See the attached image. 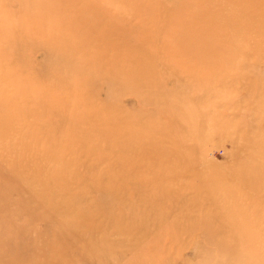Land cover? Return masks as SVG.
<instances>
[{"label":"rangeland","instance_id":"rangeland-1","mask_svg":"<svg viewBox=\"0 0 264 264\" xmlns=\"http://www.w3.org/2000/svg\"><path fill=\"white\" fill-rule=\"evenodd\" d=\"M24 1L0 0V262L22 254L19 259L25 264H39L37 259H45L43 250L54 264H202L218 249V239L225 237L220 234L229 231L231 215L246 213L255 219L258 212L264 214V47L260 39L264 29L254 27L249 45L236 47L229 33L224 35L222 20L216 18L223 0H58L61 9L49 18L40 10L24 17ZM259 6L260 12L264 10V0ZM255 18L260 16L256 13ZM16 22L29 31L31 40L23 37L22 29L12 28ZM214 24L221 32L214 41H199L200 36L193 35L213 32ZM70 27L75 39L89 44L90 54L95 53L85 57V65L92 69L104 63L103 75L93 83L88 72L58 71L62 62L49 56L44 44L47 29L53 31L49 38L54 40L55 33ZM22 44L23 60L17 55ZM100 51L107 54L104 59ZM115 70H120V84L110 80ZM71 91L78 99L73 104L67 99L70 106L66 103L65 110L54 102L48 106L61 109L63 117H69L67 123L63 125L54 109L37 117L47 108L40 99H32L33 92L39 97L50 92L55 101ZM89 112L111 120V125L93 119ZM83 116L89 122L75 124ZM124 116L127 120L120 121ZM177 121L188 138L202 137L189 153L193 162L185 158L183 164L179 157L165 162L147 148L122 144L129 137L137 143L136 132L130 135L129 130L150 126L163 130L168 135L164 137L178 139L180 133L169 128ZM61 127L68 128L69 134ZM91 128L94 137L87 132ZM210 128L215 132L211 134ZM141 138L151 137L145 133ZM62 140L67 146L58 163L51 156L53 149L58 153ZM41 156H47L50 176L61 173L69 179H63L71 192L61 194L65 197L61 213L71 211L67 204L82 210L59 218L64 224L77 223L68 235L61 234L64 242L59 247L48 241V249L30 245L33 238L47 240L49 230L52 235L54 203L36 195L47 189H31L33 194L22 189V178L31 177L30 170L43 165ZM63 162L67 169L58 171ZM166 168H179V174L166 173ZM234 171L241 176L237 173L239 182L230 189L226 185L234 178L224 177ZM218 179L227 184L221 186ZM110 190L117 194L115 199ZM76 194L78 199L71 201ZM263 228L261 221L249 229H257L258 239H252L258 244L264 238ZM90 253L101 262H90L94 258Z\"/></svg>","mask_w":264,"mask_h":264},{"label":"bare ground","instance_id":"bare-ground-1","mask_svg":"<svg viewBox=\"0 0 264 264\" xmlns=\"http://www.w3.org/2000/svg\"><path fill=\"white\" fill-rule=\"evenodd\" d=\"M30 1L31 0H29V2ZM26 2H27V0L22 2V6H21L22 7V12L21 13L24 14V17H26V16L30 17V16H32L34 14V12L36 10H40L41 12L44 13L43 17L49 18L50 15L58 14V12H56L57 8L61 9V7L57 5L58 4V0H42V1H40V0H32L30 3L29 2L26 3ZM53 3H55V4L53 5ZM260 4H261V0L260 1L259 0H242V1H239V2L237 0H226V1L223 0L222 4L219 5L221 7L216 12V18H219V19L222 20L224 35L227 36L228 33H229V36L232 38V41H233V43H234V45L236 47L242 48L243 45L246 46V47L249 45L250 32H251V30L254 27H257L258 29H260V28L264 29V17H262V16H264V10H262L260 12V10L258 9L260 7L259 6ZM62 6H63V4H62ZM257 6H259V7L256 8ZM238 10H239L240 13H238ZM256 13L260 16L259 19H256V18L254 19ZM239 14H240V16H239ZM22 17H23V15H22ZM244 17H245V20H243ZM42 19H44V18H42ZM61 20L63 22L66 21L64 18H62ZM202 21L205 22V19H203ZM35 26H33V27H35ZM14 27L15 28L17 27L18 30L22 29L21 32H22L23 37H25L26 40H31V38H30L31 34L29 33V31H27L26 29L23 28L22 23H17V22L13 23L12 28H14ZM38 27H36V29ZM62 27L65 28L66 25H62ZM209 27H211V26H209ZM214 27H215V30L213 32H211V33H208V31H201L200 33H198V31H196L193 35L197 36V37L199 35L200 36L199 41H210V40L214 41V38H217V36L221 37L220 28L217 25H215V24H214L213 28ZM14 31H16V30H14ZM52 32L53 31L51 29H47L45 31L46 37H44V40H45L44 44L48 46V49H49L48 51L50 53L49 56L53 55L55 60L62 62V64H60L59 67H57L58 71L62 70L63 74H66V73H68V74L70 73L71 74L73 71H78L79 73H80V71L81 72L82 71L88 72V74L91 76V80H92L91 82L92 83L97 78V76L103 75L102 74L103 69H102L101 64H103V66H104V63H102L101 61L97 64V67L92 68V69H90V67L85 65V63H87L86 62L87 60H84L85 57H90L92 55L94 56L95 53L94 54H90V52L93 51V50H92V47L89 44L85 43L84 41H82L80 39H75V37L73 35L74 29L72 27L66 28L63 32L55 33L54 40L49 38L52 35ZM262 32H261V34L260 33L259 34L261 35V37H260V39H262L261 40L262 41L261 46L263 48L264 47V32L263 33ZM256 33L257 32L254 31L253 34H256ZM33 37L35 39V35ZM40 40H42V38H40ZM41 43H43V41ZM5 44H8V41ZM17 51H18L17 55H18L19 59L23 60L21 58V56H23L24 53H25L24 45L22 44V46ZM101 54H102V51L99 52V56H100L101 59L105 55H107V54H103V55H101ZM116 54H117V56H119V52L118 53L116 52ZM23 58L26 59L25 57H23ZM106 59L107 58H105V60ZM91 63L93 64V62H91ZM44 74H46V72H44ZM119 74H120V70H115L114 71V73H113L114 77H111L112 79H110V80H112V83L113 82L114 83L117 82L118 84H120V79H119L120 75ZM64 76H66V75H64ZM122 82L126 83L123 79H122ZM122 85H123V83H122ZM122 85L120 86V88L122 87ZM36 86H40V83H38ZM36 86H33V89L34 88L36 89ZM124 86H125V84H124ZM152 87H153V85H152ZM47 96H49L48 97L49 99L45 98ZM53 97L55 98V96H53ZM155 97L157 98V96H155ZM35 98H38L43 103H45L44 108H47V109H43L45 112H43V113L38 112L37 113V117L38 118H41L43 115L45 116V114L48 111H51V110L53 111V109H54V110H57L59 112V115L62 118L61 121H64L63 125L65 123H67L69 117L68 116H64L63 117L62 110H65V107L67 105L69 107L70 106V102H71V104H73L78 99V97L74 99V92H72V91L71 92H64L63 94L61 93L60 96L58 95V98H57V99H60V100H55V101H53L51 99L52 97H51V93L50 92L46 93V94H42V95H40V97H39L38 94H34V92H33L32 99H35ZM67 99L70 102L67 101ZM161 99H163V98H161ZM52 102H54V105L56 107H60L61 109L62 108L63 109L61 110V109L53 108V109L49 110L48 106ZM172 102H173V100H172ZM66 103H67V105H66ZM91 103H96V102L91 100ZM99 104H97V105H99ZM103 104L104 103L100 104L101 109L104 108V107H102ZM169 109H170V107H169ZM202 111H204V110H202ZM182 112H184V111H182ZM214 112H213V114H215ZM86 113H88V112H86ZM195 114H197V111L194 112V115ZM89 116H91L93 119L95 118L96 120L99 119L104 124H107L109 126L111 125L110 123H112L111 120H109V119H105L104 120L103 117L100 119L101 115L99 113L93 114V113L89 112ZM189 116H190V118H192V114L191 113H189ZM193 117H195V116H193ZM80 118H81L80 121L76 122L75 124H79V123L81 124V122L83 120H84L85 123L89 122V121H85V118H87V117L83 116V117H80ZM170 118H171V120H175V118H173V117H170ZM93 119H89V120L93 121ZM121 120H127V116H124L122 118L120 117V121ZM220 122L221 121H219V123ZM220 125L222 127V123ZM146 126H148V125H144L143 127H146ZM221 127L218 126L217 128L219 129ZM61 128L64 129L63 132H64L65 135L69 134L68 128L67 129L64 128V127H61ZM70 128H72V125H70ZM160 128H162V127H160ZM169 128L171 129V131H173L175 133H180V136L178 137V139H175V138H172V137H164V136H168V135H164L163 134V130H153L152 127L150 126V128L146 127V128H142V130L140 128H139L140 130H135V129H132V131L129 130V134L130 135H133L132 133L136 132L135 141L137 143L133 144V141H132L131 137H129L130 139L129 138H128V140L126 139L127 141L123 142L122 144L124 145V147L126 145H128V147L130 149H133V147H135L137 149H139V148L146 149L147 148V149H149L150 152H153V153L157 154L159 157L163 158L165 160V162H168V160H170V158H176V157L181 158V162L183 164L187 163L185 161V158H188L189 161L191 162L192 160L189 158L190 157L189 153L192 154V152H194V150L196 149V144L197 143L198 144L201 143L200 141H202V137H200L201 140L198 139V137H194V136L188 138L187 136H185L184 127H181L179 125L178 121L176 123H174L173 125H170ZM213 128H215V127H213ZM224 128H225V126H224ZM212 130L213 129H211V134H212ZM75 131H77V130H75ZM110 131H108V132H110ZM156 131L157 132L159 131L158 132L159 134L158 133L155 134ZM87 132H88V134H90L91 137H94V136H92V133L93 134L95 133V132H93V129H92L91 132L89 130H87ZM87 132L85 133V135L87 134ZM70 133L73 134L72 130H70ZM106 133H107V130H104L103 131V135H105ZM145 133H146L147 136H150L151 138L150 139H145V138L142 139L141 137H143V135ZM81 134L82 133H80V135ZM206 135H208V134H206ZM88 138H89V135H88ZM111 140H112V138H111ZM114 142H116V141H114ZM175 142H178V144H176ZM249 142L251 143V141H249ZM131 145L133 147H131ZM66 146H67L66 140H62L61 141V145L59 147H57V148H59L58 153L56 152L55 149H53L54 154L51 156V158L57 159V161H58L60 159V157H61V153L64 151V149H66ZM11 149H13V147ZM39 158H40L39 161H41L43 163V165L39 164L38 170L31 169L30 170V173L32 175L31 177L26 178V179L22 178V185H23L22 189L27 191L30 194H33L31 189H36V188L47 189L48 192H45V194H42L40 192V193H38L36 195H38L41 198L43 197L47 202L53 201V203H54L55 209L53 210L54 214L52 216V220H51V224H50V226H53L52 228H50L53 231L52 235H51L50 230H49L48 232H46V234L48 235V239L47 240H42V239L36 240V239L33 238L32 241H34L35 244L33 243V244L30 245L31 248L48 249L49 248L48 241L54 240L56 243H58V247H59V245L62 242H64L63 239H61L62 238L61 234L68 235V233H70L72 230H74V228L72 226L75 223H77V221H73L70 224H67V223L64 224V223L61 222V220H59V218L61 216H64V214L65 215H69L71 213H79L82 210L73 207L72 204H67L66 206H69L71 211L69 213H61L63 208H64V206H65V197L61 196V194L68 195L71 192L70 189H67V190L65 189V184L63 182V179L67 180V181H69V179L64 174H61L60 172H59L60 174H58V175L50 176L49 173L52 174V172L50 171L51 166L50 167L47 166L48 171H46V166H45V161L47 159V156H41ZM19 159H20V157H17V160H19ZM192 159H194V158H192ZM39 161H38V163H39ZM60 162L61 161H58V163H60ZM26 165L29 166V161H26ZM52 165H54V164H52ZM60 165L61 166L58 169V171L63 172V170L67 169L66 164L64 162H63V164H60ZM262 167H264V165ZM21 168H23V167L21 166ZM250 168H252V166H250ZM178 169L179 168H177L176 170L169 168V169H167L166 173L169 172L171 174L177 175V174H179ZM257 169H260V166H257L256 170ZM16 170H18V171L21 170L20 169V165H19L18 168H16ZM244 170L245 169H243V171ZM250 170H252L254 172L253 168L250 169ZM158 172L165 175V173L160 168H159ZM237 173H239V171H237V172H235L233 174L230 173L229 175H231V177H224L226 179H228V178L233 179L234 178L233 181L232 180L229 181L228 184L224 181L227 184L226 187H229L230 189H233L234 188V183L236 184V183L239 182V175L241 173H239V175H237ZM217 178H219V177H217ZM216 181H219V179L216 180ZM216 183H218V182H216ZM221 183H222V181L220 182V184ZM225 183H222L221 186H223V184H225ZM25 186H27V190L24 188ZM261 189L262 188H260L259 191H261ZM62 190H65V191H62ZM256 192H258V191H256ZM108 194H109L110 197H112V199H115V197H117V194H114L111 190L109 191ZM257 194H259V193H257ZM254 195L252 197L254 199H256V197H255L256 195L255 196ZM252 197H251V199L249 198L248 200H252L253 199ZM77 199H78V196L76 194L70 200L71 201H76ZM79 199H80V197H79ZM241 201L242 200H240V202ZM263 202H264V200L261 203H263ZM234 204L236 205V203H234ZM258 209H260V208H258ZM263 210H264V208H263ZM263 210L262 211L259 210V211L264 213ZM127 212L128 213H127L126 216L129 217L130 213H129L128 209H127ZM252 212H254V211H252ZM255 213H254V215H256ZM234 214H237V216H234V215L232 216L231 215V220L232 221L230 222L229 231L227 233L223 232V233L220 234V236H225V237L223 239L216 238L218 240H221L218 243V249L214 253L210 252L207 255V258L205 259V262L202 263V264H264V238L258 244V242H255L258 239L256 237V236H258L257 235V232H258L257 229L249 230L253 226L254 222H256V223H261V221L264 222V214H260L259 215V212H258V215H257V217L255 219L254 218L252 219V217H249L248 215H250V214H247V216H246V213L244 215H240L238 213H234ZM251 216H253V214ZM117 222H118V218H117ZM116 227L119 229V226H116ZM85 230L88 231V232H91V230H89V229H85ZM59 231H60V234L57 236L56 233H58ZM118 232H120V230H118ZM252 238L255 241H253ZM228 241H229V244H228ZM72 242H76V241H72ZM94 248H96V246H94ZM42 253H45V254H43L45 259H40V260L37 259V261L35 260L37 263L39 262V264H42L41 260H43V261L46 260V262H48L49 264H54L51 261H49V259L52 256L47 255L48 254L47 251H43L42 250ZM90 254L94 255V258H92V260L90 262H95V261L101 262L100 259H96V253H90ZM20 255H22V254H19L16 257H11V258H9L8 261H4L3 260V261L0 262V264H25L23 258L19 259ZM41 258H43V257H41ZM110 258L111 257H107L105 259L107 261H109ZM88 260H89V258H88ZM59 264H61V263H59Z\"/></svg>","mask_w":264,"mask_h":264}]
</instances>
